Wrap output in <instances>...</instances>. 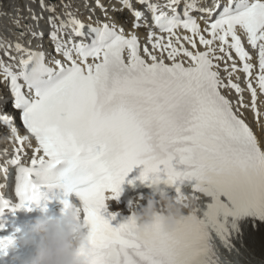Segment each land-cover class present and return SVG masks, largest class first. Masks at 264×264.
<instances>
[{
    "label": "snow or ice",
    "instance_id": "snow-or-ice-1",
    "mask_svg": "<svg viewBox=\"0 0 264 264\" xmlns=\"http://www.w3.org/2000/svg\"><path fill=\"white\" fill-rule=\"evenodd\" d=\"M139 2L147 5L161 33L150 31L143 45L137 35H126L115 24L86 25L71 13L59 27L50 18L56 29L51 33L55 50L64 60L53 58L50 65L43 51L0 43L12 61L0 59V73L10 84L23 125L37 142L30 163L22 159V147L9 161L18 166L17 208L31 211L33 204L39 205L43 188L62 187L65 208L75 193L83 201L94 264H221L213 240L219 237L231 248L229 238L238 230L228 218L264 219V143L237 111L249 104L245 89L233 82L235 73L242 70L247 75L250 107L259 117L264 0H216L214 7L184 0L182 10L181 0H168L163 6L152 0ZM124 6L132 8L130 0H124ZM194 11L207 16L205 27L193 17ZM134 16L138 21L145 18L141 11ZM69 27L74 36L90 42L73 41L69 47L58 36ZM181 28L190 35H181ZM241 32L258 52L255 86V65ZM13 47L19 59L10 54ZM231 89L238 94L236 104L223 94ZM0 120L11 124L8 116ZM17 139L21 146L29 141L27 136ZM176 164L185 167L181 171ZM138 165H143L141 181L161 174L169 185L195 179V190L213 202L202 216L196 211L173 232L159 224L138 232L132 217L114 227L101 211L109 199L106 194L118 199ZM8 168H3L5 178ZM176 191H181L179 186ZM2 192L0 215L9 208ZM111 215L115 219L117 214ZM14 242L11 236L0 238V253L6 254Z\"/></svg>",
    "mask_w": 264,
    "mask_h": 264
},
{
    "label": "clouds",
    "instance_id": "clouds-1",
    "mask_svg": "<svg viewBox=\"0 0 264 264\" xmlns=\"http://www.w3.org/2000/svg\"><path fill=\"white\" fill-rule=\"evenodd\" d=\"M149 181L152 192L147 203H142L144 198L141 197L132 209L131 217L138 232L156 224L166 232H173L195 215V195H185L182 191L170 194L161 187L162 183H167L159 175L151 176ZM90 235L83 206L78 208L71 203L63 207L59 215L48 214L44 209L34 222L24 225L21 237L14 242L19 248L31 251L27 255L17 253L11 264H94Z\"/></svg>",
    "mask_w": 264,
    "mask_h": 264
},
{
    "label": "bare ground",
    "instance_id": "bare-ground-1",
    "mask_svg": "<svg viewBox=\"0 0 264 264\" xmlns=\"http://www.w3.org/2000/svg\"><path fill=\"white\" fill-rule=\"evenodd\" d=\"M96 1L97 0H56L55 5L59 8L57 11L56 23L59 24L61 20H65L69 16L68 13H82L79 10H84L85 8L92 9L95 8V6L100 7L95 5ZM100 3L102 5H106L108 4V1H100ZM65 5H68V7H65ZM7 6L9 10L8 13H0V43H10L13 45L14 41L25 42V40H28L34 32L36 33L37 30H43L48 25L47 13L42 11V6L34 4L28 7L26 10L24 8H15L9 4L3 6V2L0 1V8L4 7L7 9ZM39 12H41L42 15H40ZM107 14H109V12L103 13L102 15ZM34 16L38 19H33ZM103 23L104 22H100L99 24ZM1 49L4 48H0V51ZM0 59L8 62L1 55ZM0 87L1 90L5 89L4 82L1 77ZM257 105L261 114L259 117L252 109H245V113L246 117L253 124L257 132L258 140L264 143V105L260 98L257 100ZM0 135H2L1 131ZM7 142L9 143V146H12L14 143V138L12 136L8 137ZM262 226L263 228L261 231L264 232V219L262 220ZM218 256H220V254H218Z\"/></svg>",
    "mask_w": 264,
    "mask_h": 264
}]
</instances>
